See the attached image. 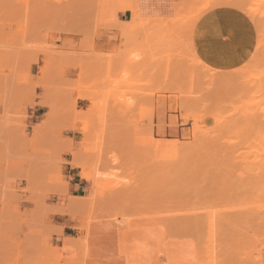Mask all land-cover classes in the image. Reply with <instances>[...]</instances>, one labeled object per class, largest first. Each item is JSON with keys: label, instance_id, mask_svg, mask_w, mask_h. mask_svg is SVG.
Listing matches in <instances>:
<instances>
[{"label": "rangeland", "instance_id": "1", "mask_svg": "<svg viewBox=\"0 0 264 264\" xmlns=\"http://www.w3.org/2000/svg\"><path fill=\"white\" fill-rule=\"evenodd\" d=\"M192 1L0 0V264H264V34Z\"/></svg>", "mask_w": 264, "mask_h": 264}, {"label": "bare ground", "instance_id": "2", "mask_svg": "<svg viewBox=\"0 0 264 264\" xmlns=\"http://www.w3.org/2000/svg\"><path fill=\"white\" fill-rule=\"evenodd\" d=\"M190 1V0H189ZM192 1V0H191ZM255 2H253L252 0H205V2L203 3L205 6H203L201 9L202 10H200V9H198V10H200V11H197L198 12V15L196 16L195 15V19H193V16L190 18V19H193V21L191 22V23H195V22H197L198 21V19L204 14V13H206L207 11H209V10H211V9H213V8H216V7H221V6H231V7H235V8H237V9H240V10H242L244 13H246L249 17H250V19L251 20H253V22H254V25H256V27H257V33L259 34V36H257V37H261L260 35H263L264 33L262 32L263 30H264V25H262V23H261V18H262V16H263V13H261V14H259V16H261V17H259L258 16V13H257V11H255L253 8H252V6L254 7V5L255 4H258V5H261V4H263V3H258V0H254ZM192 2H194V1H192ZM260 2H264V0H260ZM252 3L254 4V5H252ZM195 5V4H194ZM193 5V6H194ZM199 5V4H198ZM200 5H202V4H200ZM196 6H197V4H196ZM263 6V5H262ZM257 7V6H256ZM126 8L128 9V10H131L133 13H134V16L138 13V11H139V9H138V5L136 4V6L133 4V3H128L127 5H126ZM197 8V7H196ZM259 8H261L260 6H259ZM194 9L195 8H193V11H194ZM262 9H263V7H262ZM261 10V9H260ZM259 10V11H260ZM264 12V11H263ZM200 13V14H199ZM194 14H197L196 12L195 13H193V15ZM187 20H188V22H190L191 20H189L188 18H186ZM262 19H264V18H262ZM193 23V24H194ZM263 23H264V21H263ZM261 38H263L264 39V35L261 37ZM260 40V41H257L258 42V44L259 43H262L264 40ZM258 40V39H257ZM258 46V45H257ZM260 46H262V48L263 49H261L260 48V51L259 52H264V47H263V45H260ZM260 46H258L257 47V49H255V50H257V52H258V48L260 47ZM255 52V51H254ZM256 54V53H255ZM257 55H264V54H257ZM256 56V55H255ZM258 58V57H257ZM258 68V67H257ZM257 72V71H256ZM263 72H264V70H263ZM260 74L262 73V71H260L259 72ZM220 77V76H219ZM263 77V75L260 77V78H262ZM258 78V77H257ZM262 79H264V77L262 78ZM255 81V80H254ZM263 81V80H262ZM255 84V83H254ZM260 88H262V87H260ZM259 88V89H260ZM263 89V88H262ZM261 92H263V91H261ZM260 107H262V106H260ZM260 107H256L255 108V110H257L258 108H260ZM264 109V108H263ZM262 109V110H263ZM255 113H257V111L255 112ZM254 113V114H255ZM260 115V114H259ZM259 115H256L255 114V116H259ZM263 114H261L260 116L263 118H260L262 121L261 122H263V124H264V116H262ZM253 118H254V120H256V118L253 116ZM143 119V118H142ZM259 119V120H260ZM139 120V119H138ZM138 120H136V121H138ZM140 120H141V118H140ZM135 121V122H136ZM256 122H257V120H256ZM257 123H259V122H257ZM134 124V123H133ZM259 124H261V123H259ZM259 127H264V126H257V129L259 128ZM76 128V127H75ZM261 128H259L258 130H260ZM264 129V128H263ZM263 132V131H262ZM255 133V132H254ZM257 133H258V131H257ZM259 134L261 135V133L259 132ZM264 136V135H263ZM254 138V137H253ZM263 139V138H262ZM259 140H261V139H259ZM262 144H256V145H258V146H260L261 147V151L259 150V147H257V150L259 151V152H261V153H258L256 156H260V158L259 157H257V159L259 158V161H258V167H256V168H258V174H260L261 176H263L262 174H264V141L262 140ZM256 143H257V141H256ZM156 145H158L159 146V148L161 147V146H163L164 147V145H160V144H156ZM176 145V144H175ZM171 146V145H170ZM163 147H161V148H163ZM167 147H169V146H167ZM167 147H164V148H166V149H168L169 150V148H167ZM163 148V149H164ZM172 148H176V147H172ZM176 151V150H175ZM178 152V151H177ZM177 152L175 153V154H177ZM176 156V155H175ZM177 157V156H176ZM176 157H175V159H176ZM233 159V158H232ZM227 162H228V160H227ZM81 163V162H80ZM80 163L78 162V161H75V164L74 165H80ZM255 163H257V162H255ZM82 166H83V164H81ZM257 165H255V166H257ZM254 168V167H253ZM255 168V169H256ZM84 170H85V168H84ZM257 170V169H256ZM242 174V173H241ZM257 174V175H258ZM242 176V175H241ZM261 176H260V178H261ZM258 177H259V175H258ZM263 178H264V176H263ZM221 179V178H220ZM255 179H256V177H255ZM258 179V178H257ZM261 181H263L264 179H260ZM227 183V182H226ZM262 183H264V182H262ZM261 183V184H262ZM263 187H264V185H262ZM261 189H263V188H261ZM218 194V193H217ZM242 195V194H241ZM226 198V197H225ZM231 203V202H230ZM230 203H228L229 205H232V204H230ZM236 203H238V202H236ZM233 206H235V205H233ZM237 206H239V205H237ZM258 206H260V205H258ZM261 207H262V205H261ZM260 207V208H261ZM264 208V207H263ZM244 209H245V207H244ZM234 210H236V209H234ZM264 209H262V211H263ZM222 211H223V209H222ZM259 211V210H258ZM257 211V212H258ZM216 212V211H215ZM226 213V212H225ZM190 214H192V216H193V213H190ZM209 214V216H210V212L209 213H207V215ZM229 214V213H228ZM233 214V213H232ZM204 214H202L201 215V217L203 216ZM207 215H206V217H207ZM258 215V214H257ZM177 217H180L179 215L178 216H175V217H172V218H176V219H178ZM237 217V216H236ZM168 218V217H167ZM182 218V217H181ZM176 219H171V220H176ZM213 219V218H212ZM131 221V220H130ZM165 221V220H164ZM205 221H207V220H205ZM211 221V220H210ZM213 221V220H212ZM257 221V220H256ZM208 222V221H207ZM216 222V221H215ZM133 224H134V221H133ZM138 224V223H137ZM182 224V223H181ZM184 224V223H183ZM130 225H132V224H130ZM136 225V224H135ZM165 225V224H164ZM207 225H208V223H207ZM211 224L209 223V226H210ZM214 225V224H213ZM165 226H167V224L165 225ZM170 226V225H169ZM131 227V226H130ZM171 227H173V226H171ZM185 227V226H184ZM208 227V226H207ZM173 228H175V227H173ZM210 228V227H209ZM167 229H169L168 227H167ZM171 231V230H170ZM174 231H176V230H174ZM177 231H178V229H177ZM173 232V231H172ZM190 232V231H189ZM253 233V232H252ZM177 234V233H176ZM180 235V234H179ZM181 237V236H180ZM260 238V237H259ZM69 240H72V239H69ZM251 241H253V240H251ZM72 242V244H73V241H71ZM71 242H68L69 244H71ZM75 242V241H74ZM258 242V241H257ZM244 243H246V241H244ZM68 244V245H69ZM76 244H78L77 242H76ZM259 244V243H258ZM66 245V244H65ZM219 245V244H218ZM243 245V244H242ZM256 245V244H255ZM70 246V245H69ZM69 246H67V247H69ZM71 246H73V245H71ZM71 246H70V248H71ZM77 246V245H76ZM213 246V245H212ZM237 246V245H236ZM247 246V245H246ZM250 246H252V245H250ZM79 247V246H78ZM239 247V246H238ZM243 247H244V245H243ZM254 247V246H253ZM260 247V246H259ZM69 248V249H70ZM74 248V247H73ZM72 248V249H73ZM76 248V247H75ZM255 248V247H254ZM247 249V248H246ZM249 249V248H248ZM247 249V250H248ZM240 250H242L241 248H240ZM245 250V249H244ZM249 251V250H248ZM75 252V251H74ZM231 252H233V251H231ZM236 253V252H235ZM247 253V252H246ZM250 253H253V251L252 252H250ZM229 254V253H228ZM233 254V253H232ZM237 255H238V253H237ZM237 255H236V257H237ZM249 255V254H248ZM260 255V254H259ZM228 256H232V255H228ZM234 256H235V254H234ZM233 256V257H234ZM261 257V256H260ZM204 258V257H203ZM241 258H242V255H241ZM249 258H252V257H247V259H249ZM230 259V258H229ZM231 259H233V258H231ZM235 259V258H234ZM214 260H215V258H214ZM237 260V259H236ZM239 260V259H238ZM241 260V259H240ZM243 260V259H242ZM215 261H217V260H215ZM229 261V260H228ZM253 261V260H252ZM261 261V260H260ZM195 262H197L196 264H200L199 263V259H198V261H195ZM222 262V261H221ZM227 262V261H226ZM240 262V261H239ZM221 264L220 262H216L215 264ZM249 263V262H248ZM214 264V263H213ZM229 264V263H228ZM244 264V263H243ZM254 264V263H253Z\"/></svg>", "mask_w": 264, "mask_h": 264}, {"label": "crops", "instance_id": "3", "mask_svg": "<svg viewBox=\"0 0 264 264\" xmlns=\"http://www.w3.org/2000/svg\"><path fill=\"white\" fill-rule=\"evenodd\" d=\"M76 185L78 186V188H82V181L81 182H77Z\"/></svg>", "mask_w": 264, "mask_h": 264}]
</instances>
